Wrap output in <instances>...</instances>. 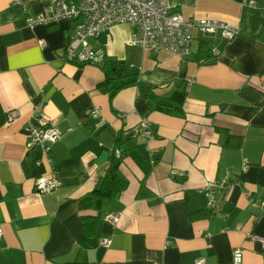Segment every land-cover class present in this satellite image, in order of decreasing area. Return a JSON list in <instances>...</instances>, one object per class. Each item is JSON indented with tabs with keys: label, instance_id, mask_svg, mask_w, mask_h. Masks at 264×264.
<instances>
[{
	"label": "crops",
	"instance_id": "obj_1",
	"mask_svg": "<svg viewBox=\"0 0 264 264\" xmlns=\"http://www.w3.org/2000/svg\"><path fill=\"white\" fill-rule=\"evenodd\" d=\"M58 2L0 0V264H232L236 249L241 264H264V0H168L186 19L238 27L228 41L197 35L188 58L131 45L134 29L112 26L90 43L124 75L136 74L114 94L102 67L66 60L72 21L29 25ZM178 87L187 94L182 115L151 108ZM39 105L60 133L45 170L24 134ZM143 119L151 138L140 133ZM240 139L239 149L230 146ZM117 150L127 188L82 209ZM172 170L185 175L173 178ZM45 171L61 185L39 193L35 180ZM223 178L230 183L216 192L212 212L201 190ZM112 213L120 214L115 225L106 221ZM83 216L97 219L91 236Z\"/></svg>",
	"mask_w": 264,
	"mask_h": 264
},
{
	"label": "built area",
	"instance_id": "obj_2",
	"mask_svg": "<svg viewBox=\"0 0 264 264\" xmlns=\"http://www.w3.org/2000/svg\"><path fill=\"white\" fill-rule=\"evenodd\" d=\"M254 3L248 2L250 6H254ZM62 20L74 23L66 46L65 58L75 64L101 65L106 59L105 53L100 48H94L90 40L107 33L114 25L127 24L134 29L129 42L131 45L155 52L165 51L179 58H188L192 55V43L197 35L228 41L239 34L238 27L231 23L209 18L186 19L181 13L171 9L168 0H59L56 5L46 8L28 23L32 27L38 24L50 26ZM39 45L41 48L46 47L43 40H40ZM213 52L218 53L217 48H214ZM90 116L97 120L98 128L104 127L98 108H94ZM17 117L15 110L9 112L8 122L14 121ZM33 117L34 122L24 127L26 143L29 149L38 150L36 166L45 170L53 162L51 148L60 139V133L46 116L42 105L34 108ZM140 133L146 138L152 137L146 119L142 120ZM116 158H120L118 150ZM151 163L154 164L155 161L152 159ZM247 164L245 161V169ZM184 175L180 170L171 171L173 178H182ZM229 183L228 178H223L208 182L202 188L207 208L212 212L217 211L216 192ZM60 185L59 180L53 175L46 174V171L35 180V190L39 193L52 192ZM259 205L264 207V202ZM119 218V213H112L106 216V221L115 225ZM3 237L4 230L0 225V241ZM248 237L262 242L257 236L249 234ZM109 244V239H102V246L108 247ZM204 263V259L196 261V264ZM241 263L242 250L236 249L233 252L232 264Z\"/></svg>",
	"mask_w": 264,
	"mask_h": 264
},
{
	"label": "trees",
	"instance_id": "obj_3",
	"mask_svg": "<svg viewBox=\"0 0 264 264\" xmlns=\"http://www.w3.org/2000/svg\"><path fill=\"white\" fill-rule=\"evenodd\" d=\"M82 65H90V64H80ZM102 67L103 71L106 74L107 80L105 81L106 84H112V88L110 90L113 91V94L118 91L119 89H122L127 84H132L133 82H125L124 80L127 78L134 79V76L136 75L135 72L130 71V73H127L124 75L121 73L120 75H117V70L119 67H123L120 63H113L110 64L105 61L101 65H97ZM118 81V83H116ZM186 91L183 90L181 87H178L173 95L168 99L169 101H158L155 105H152L151 108L155 110H159L160 112L167 114V115H182L183 113V102L184 98H186ZM219 132H222V134L228 136L229 140L231 141L233 139L232 136H230L226 131H222L221 129H218ZM122 136L118 138V144H122ZM242 145V140L240 139L238 143L234 145H230L232 148L239 149ZM119 159L116 158L114 155L110 157L109 159V167L108 170L103 177L102 183L99 188L95 189L91 194L85 196L80 201V206L82 209H90L94 207L95 205V199H112L117 197L119 194H121L128 186V183L121 179L118 175V166H119ZM42 170V169H41ZM193 216V213H192ZM84 221V227L86 234L91 236L93 235V232L97 228V219L93 216H83Z\"/></svg>",
	"mask_w": 264,
	"mask_h": 264
},
{
	"label": "water",
	"instance_id": "obj_4",
	"mask_svg": "<svg viewBox=\"0 0 264 264\" xmlns=\"http://www.w3.org/2000/svg\"><path fill=\"white\" fill-rule=\"evenodd\" d=\"M121 71H122V68H119L117 74L119 75L121 73Z\"/></svg>",
	"mask_w": 264,
	"mask_h": 264
}]
</instances>
